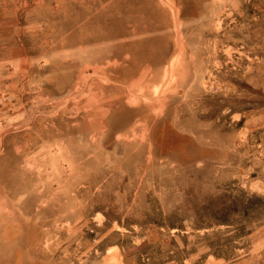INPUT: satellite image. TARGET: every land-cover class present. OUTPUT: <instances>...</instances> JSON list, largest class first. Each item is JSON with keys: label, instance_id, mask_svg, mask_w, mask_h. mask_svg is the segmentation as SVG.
<instances>
[{"label": "rangeland", "instance_id": "374dc122", "mask_svg": "<svg viewBox=\"0 0 264 264\" xmlns=\"http://www.w3.org/2000/svg\"><path fill=\"white\" fill-rule=\"evenodd\" d=\"M0 264H264V0H0Z\"/></svg>", "mask_w": 264, "mask_h": 264}, {"label": "crops", "instance_id": "0c3cea01", "mask_svg": "<svg viewBox=\"0 0 264 264\" xmlns=\"http://www.w3.org/2000/svg\"><path fill=\"white\" fill-rule=\"evenodd\" d=\"M7 145H8L7 139H5L4 137L1 136V138H0V152H4Z\"/></svg>", "mask_w": 264, "mask_h": 264}]
</instances>
